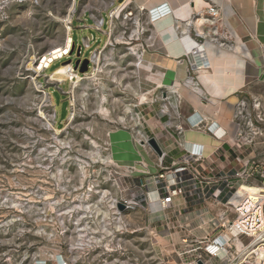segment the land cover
Instances as JSON below:
<instances>
[{
	"label": "rangeland",
	"instance_id": "rangeland-1",
	"mask_svg": "<svg viewBox=\"0 0 264 264\" xmlns=\"http://www.w3.org/2000/svg\"><path fill=\"white\" fill-rule=\"evenodd\" d=\"M124 1L0 0V264L191 260L175 255L167 226L155 223L154 214L116 205L122 195L139 199L159 169L158 154L148 142L159 133L157 113L167 117L165 124L177 139L201 135L177 130L190 103L159 76L167 72L162 66L140 60L153 25L137 17L135 0L125 6ZM221 1L229 11L228 1ZM68 36L76 40L72 55L69 50L37 69ZM161 36L154 41L157 48ZM78 58L89 59L85 72L75 70L78 77L58 71L63 65L74 67ZM187 66L190 90L197 93L199 72ZM145 80L154 82V89L142 90ZM243 90L264 94V83L255 80ZM229 117L226 137L237 131ZM120 130L131 134L135 151L144 146L147 159L137 163L153 162L155 170L114 162L112 134ZM159 137L171 154L175 139L168 133ZM122 184L130 188L122 190ZM209 207L212 213L222 209Z\"/></svg>",
	"mask_w": 264,
	"mask_h": 264
},
{
	"label": "built area",
	"instance_id": "built-area-1",
	"mask_svg": "<svg viewBox=\"0 0 264 264\" xmlns=\"http://www.w3.org/2000/svg\"><path fill=\"white\" fill-rule=\"evenodd\" d=\"M148 13L156 21L171 14L172 9L164 3ZM198 15L201 22L195 34L203 39L217 35L215 27L223 20L221 7L209 4ZM204 25L213 26L212 32L205 31ZM199 44L202 50L193 54L202 53L204 43ZM194 64L208 65L192 63L193 69ZM233 122L237 131L229 137L221 126L215 127L204 118L189 123L191 129L214 136L222 147L232 150L223 153L224 160L207 162L211 155L203 144L175 138L170 154L160 143L163 153L158 155L159 169L142 196L116 199V205L121 203L125 209L144 207L154 214L155 223L167 226L172 251L179 259H191L188 264H264V94L248 91L240 97L234 105ZM177 130L183 135L181 124ZM126 185L122 184V190L130 188ZM209 204L222 209L212 213ZM182 211L192 213L195 221L207 220L197 228L187 227L179 220ZM173 218L177 223L171 222Z\"/></svg>",
	"mask_w": 264,
	"mask_h": 264
},
{
	"label": "crops",
	"instance_id": "crops-1",
	"mask_svg": "<svg viewBox=\"0 0 264 264\" xmlns=\"http://www.w3.org/2000/svg\"><path fill=\"white\" fill-rule=\"evenodd\" d=\"M135 1L138 8L141 9L137 17L143 23L153 25L152 39L146 44L147 49L145 46L143 47L146 50H143L140 60L157 63L167 71L164 74L159 73V76L167 85L173 86L175 92L180 95L182 93L184 99H188L190 104L186 105L188 107L185 109L189 115L197 113L195 118H204L209 123H213V126H221L227 131L228 127L225 121L229 117L228 112L233 111L234 113L235 103L248 92H245L243 88L256 79L264 80V38H262V30L258 29V25L264 21V0H226L229 11L223 6L221 0ZM164 3L172 9V13L152 21L148 13L149 9L152 10ZM122 4L125 6L126 2ZM209 4H217L221 7L223 20L215 27L218 31L217 35H207L203 39L192 31L195 27L199 29L198 26H195V22L199 20L198 11H205ZM176 25L181 27L178 29ZM180 28L184 31H180ZM203 28L211 33L214 27L204 25ZM153 34H162L157 43L158 48L155 47L154 42L157 35ZM195 42L204 43L202 53H192L194 50H202V46H196ZM221 42H225V44L222 45ZM209 47L212 48V51ZM204 62H207L208 65L206 68L204 67L203 71H198L199 75L195 77L194 83L196 82L199 86V93L197 91L195 93L190 90L193 79L187 77V65ZM157 87L160 86L157 85ZM141 89H148L147 92L151 91L154 89V82L145 80L142 83L141 81ZM163 97L167 96L164 94ZM150 102L153 103L154 101L151 100ZM157 114L161 120V125L159 126V133L154 135L159 142V134L165 136L168 133L170 140L177 138L174 129L169 124H165L167 117L160 115V113ZM229 118L233 122V115ZM189 123L187 118L181 120V125L184 126V135L187 131H191L201 133L200 138L185 139L183 137V140L203 144L207 154L211 155L207 162H220L225 158L223 155L225 151L232 153V150H229L227 146L222 147V143L208 133L191 129ZM163 124L166 126L163 127ZM164 130H166L165 133ZM171 142L173 143V141ZM160 143L162 144V142ZM225 147L226 149H224ZM124 181L127 182L126 179ZM182 212L183 214L179 216L180 221L184 222L187 227H199L192 213ZM171 222L177 223V219L173 218ZM199 231L202 232L200 229ZM169 258L174 259L173 256H169Z\"/></svg>",
	"mask_w": 264,
	"mask_h": 264
},
{
	"label": "bare ground",
	"instance_id": "bare-ground-1",
	"mask_svg": "<svg viewBox=\"0 0 264 264\" xmlns=\"http://www.w3.org/2000/svg\"><path fill=\"white\" fill-rule=\"evenodd\" d=\"M184 3V2H183ZM190 3V2H189ZM183 5V4H182ZM156 8V7H155ZM71 9H74V4L71 6ZM153 10V9H152ZM183 10V9H182ZM187 11V10H185ZM183 11V12H185ZM189 11V10H188ZM182 13V12H181ZM179 14V13H178ZM190 14V13H189ZM184 16V13L182 14ZM187 18V17H186ZM201 21L195 22V26H200ZM258 29L261 31L262 30V38H264V21L258 25ZM72 45V38L71 36L67 37V40L65 42V45L63 47H56L51 50L50 54H45L42 58L41 63L39 64V67L37 69H42L44 67H49L50 64L54 61V59L62 57L64 54H67L70 50V46ZM210 51H212V48L209 47ZM198 51V50H194ZM199 65L194 64V68L199 71H203L204 67ZM70 65H63L61 66L58 71L59 72H71L70 71ZM75 73V72H74ZM77 76L78 74H74L73 76ZM181 90V89H180ZM196 100V99H195ZM197 113H193L187 117V121L197 123L199 119L195 118ZM71 116L70 118H72ZM113 137V143H114V155H113V160L117 164L124 165L126 167H134L136 169H143L144 166L148 167L149 170L153 171L156 169L155 165L153 162L150 161H145L142 164L144 165H139L137 162L140 160H146V154H145V148L143 145H140L139 151H135L132 143V136L126 131H117L114 134H112ZM127 141V142H126ZM115 202V201H114ZM115 205V203H113Z\"/></svg>",
	"mask_w": 264,
	"mask_h": 264
},
{
	"label": "water",
	"instance_id": "water-1",
	"mask_svg": "<svg viewBox=\"0 0 264 264\" xmlns=\"http://www.w3.org/2000/svg\"><path fill=\"white\" fill-rule=\"evenodd\" d=\"M75 42L73 41L72 45H71V49H70V52H71V55L73 53V49L75 47ZM81 47L78 46L77 48V56H79V53H80V49ZM69 63H71V59L68 61ZM88 66H89V59L85 58L83 59L82 61L80 60V58H78L75 63H74V70H78L80 72H85L87 69H88ZM148 142L153 146V148L155 149V151L157 152L158 155H162L163 153V148L161 146V144L159 143L158 139L155 137V136H152L148 139ZM118 208L120 210H123L125 208V206L121 203L118 204ZM201 264V263H200Z\"/></svg>",
	"mask_w": 264,
	"mask_h": 264
},
{
	"label": "trees",
	"instance_id": "trees-1",
	"mask_svg": "<svg viewBox=\"0 0 264 264\" xmlns=\"http://www.w3.org/2000/svg\"><path fill=\"white\" fill-rule=\"evenodd\" d=\"M72 38H73V40H74V42H75V44H76V40L74 39V37L72 36ZM81 52H82V49H81Z\"/></svg>",
	"mask_w": 264,
	"mask_h": 264
}]
</instances>
